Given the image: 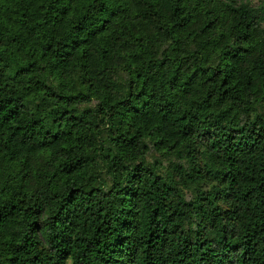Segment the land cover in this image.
Here are the masks:
<instances>
[{
  "label": "trees",
  "instance_id": "1",
  "mask_svg": "<svg viewBox=\"0 0 264 264\" xmlns=\"http://www.w3.org/2000/svg\"><path fill=\"white\" fill-rule=\"evenodd\" d=\"M264 264V0H0V264Z\"/></svg>",
  "mask_w": 264,
  "mask_h": 264
},
{
  "label": "rangeland",
  "instance_id": "2",
  "mask_svg": "<svg viewBox=\"0 0 264 264\" xmlns=\"http://www.w3.org/2000/svg\"><path fill=\"white\" fill-rule=\"evenodd\" d=\"M261 0H251L253 4H258Z\"/></svg>",
  "mask_w": 264,
  "mask_h": 264
},
{
  "label": "clouds",
  "instance_id": "3",
  "mask_svg": "<svg viewBox=\"0 0 264 264\" xmlns=\"http://www.w3.org/2000/svg\"><path fill=\"white\" fill-rule=\"evenodd\" d=\"M69 264H71V262H69Z\"/></svg>",
  "mask_w": 264,
  "mask_h": 264
}]
</instances>
